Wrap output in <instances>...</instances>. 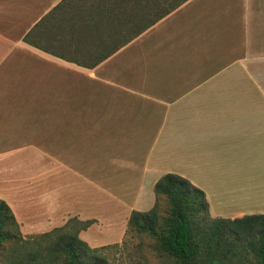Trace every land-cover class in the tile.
<instances>
[{
  "label": "crops",
  "instance_id": "obj_1",
  "mask_svg": "<svg viewBox=\"0 0 264 264\" xmlns=\"http://www.w3.org/2000/svg\"><path fill=\"white\" fill-rule=\"evenodd\" d=\"M109 4L0 0V198L22 230L73 215L90 228L111 201L153 200L167 172L214 217L264 213V0H184L122 44ZM139 129L152 136L132 179L113 165ZM33 152L38 177L18 176Z\"/></svg>",
  "mask_w": 264,
  "mask_h": 264
},
{
  "label": "trees",
  "instance_id": "obj_2",
  "mask_svg": "<svg viewBox=\"0 0 264 264\" xmlns=\"http://www.w3.org/2000/svg\"><path fill=\"white\" fill-rule=\"evenodd\" d=\"M167 1L109 0L106 10L111 20L119 11L126 16L125 39L120 43L130 41L184 0ZM93 9L100 10L101 6ZM153 190L154 204L148 210H132L128 228L153 239L163 264H236L249 262V258L254 259L250 261L252 264H264V213L236 218L214 217L204 191L173 172L162 174ZM161 197L167 201L164 214L158 206ZM92 222L93 219L71 217L55 228L54 232L59 233L49 249L55 253L54 259H62L63 264H85L83 258L94 253L96 248H91L78 234ZM15 227L17 221L11 208L0 198V245L10 238Z\"/></svg>",
  "mask_w": 264,
  "mask_h": 264
},
{
  "label": "rangeland",
  "instance_id": "obj_3",
  "mask_svg": "<svg viewBox=\"0 0 264 264\" xmlns=\"http://www.w3.org/2000/svg\"><path fill=\"white\" fill-rule=\"evenodd\" d=\"M155 123L156 121L153 122V125ZM141 125L142 123L140 126ZM140 129L137 131V135L126 137L128 143L131 144L128 149L131 148L134 150V152L127 154L120 153L121 158L118 157L116 159V164L113 165L114 168L118 167L119 170H117L121 174H127L130 172V175L134 176H130L132 179L139 178L140 171H138L139 168L137 167L139 165L138 162L140 161L142 155H145L146 150L148 149V142L150 140L149 137L152 136V132L148 130L143 132V130L141 131ZM38 139L39 138H32V140L35 141H38ZM40 155L41 154L37 152L31 153L30 167L22 169L18 176L28 175L31 178L38 177V164ZM51 156L54 157L55 154L50 153L46 154V156L45 154L42 155V157L46 158L44 161H48ZM94 156L99 157L102 156V154L96 153ZM50 170H53V168ZM117 170L115 169L116 174L119 173ZM257 172V169L254 170L255 174H257ZM254 177H256V175H254ZM51 178H55L54 171L51 175ZM53 186L54 184L52 185V190L54 189ZM33 188L37 189L38 186L35 185ZM132 188L134 189L135 186ZM128 189H130L129 185ZM113 192H116L115 189H113ZM46 193L47 195L50 194V197L54 199V191L50 190V192L48 191ZM32 195V198L36 199L39 196H44V193L33 192ZM94 195L97 197L98 194L96 191L94 192ZM129 198L130 197L128 195V201H126L125 207L122 206V203H119L116 200L111 201L110 207L113 209L111 210L110 217L106 216L107 218L100 219L98 217L101 216H98L97 213H94L93 218L96 223L91 225L92 227L90 228L87 227L79 231V237L84 240L91 248H96L94 253H88L83 258L85 260V264H163V261H161L162 258L159 257L158 252L154 248L155 242L153 239L146 233L138 234L133 229L128 228V218L131 211L138 210L137 208L134 209V206L147 208L150 204L153 205L155 202V195L154 199L149 200L148 202L146 200L147 196L144 194V200L139 201L138 205H135V202ZM158 204L161 213L164 214L167 209L166 199L161 197ZM94 207L98 206L95 205ZM35 217V220H38V215H35ZM71 217H77L80 219V217L73 215L68 217L67 220ZM65 222H63L62 225H64ZM62 225L50 224L48 225L46 231L26 232L22 230V226H20L17 221V227H15L16 230L14 229L15 231L13 233L11 232L9 235L10 238L6 239L0 245V264H63L62 259L55 260V253L50 252L49 250L51 242L56 239V236L59 233L57 231L54 232L55 228H58ZM5 231L9 232L8 228H5ZM47 232H51V234L45 235ZM249 259L250 261H254L253 258ZM250 261L245 263L236 262V264H252Z\"/></svg>",
  "mask_w": 264,
  "mask_h": 264
}]
</instances>
